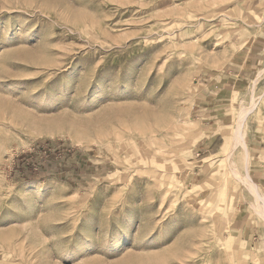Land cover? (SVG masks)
<instances>
[{
  "label": "rangeland",
  "instance_id": "rangeland-1",
  "mask_svg": "<svg viewBox=\"0 0 264 264\" xmlns=\"http://www.w3.org/2000/svg\"><path fill=\"white\" fill-rule=\"evenodd\" d=\"M252 104L264 212V0H0V264H264Z\"/></svg>",
  "mask_w": 264,
  "mask_h": 264
},
{
  "label": "bare ground",
  "instance_id": "bare-ground-1",
  "mask_svg": "<svg viewBox=\"0 0 264 264\" xmlns=\"http://www.w3.org/2000/svg\"><path fill=\"white\" fill-rule=\"evenodd\" d=\"M254 108H255V104H252L247 110H246V112H245V115L243 116V118L242 119H240L239 120V123H238V128H237V131H236V133H235V141L240 145V147H242V148H240V149H242L243 150V156H240L241 158L243 157V165H244V168L246 169V173H245V175L243 176V177H240L239 176V174H237V173H234V171L232 170H230L229 169V167L226 165L225 167H224V169L226 168V170H228V171H230V173H231V175H232V177H234V179H236V181L237 182H239L240 183V185L241 186H244V187H246L247 188V190H248V192L250 193V195L254 198V204H255V209L257 210V212H258V214L261 216V217H264V212L262 211V210H260V209H262V208H259V205H258V203L260 204V202H258L259 201V196H258V193H257V190H256V188H257V186L255 185V184H253L252 182H251V178H250V176H249V174L247 173V171H248V169H249V165H250V156H249V151H248V148L246 147V146H244L242 143H241V136L242 135H240V132H241V127H242V123H243V121L245 120V118H246V116L252 111V110H254ZM244 125V124H243ZM237 145V144H236ZM237 146H235V148H236ZM234 148V149H235ZM239 149V150H240ZM241 153L240 154H242V151H240ZM232 154V153H231ZM239 154V153H238ZM230 157V156H229ZM236 157V156H235ZM129 158V157H128ZM230 159V158H229ZM241 160V159H240ZM126 161V160H125ZM153 160H151L150 162H152ZM227 161V160H226ZM149 162V163H150ZM133 163V162H132ZM129 164V163H128ZM227 164V163H226ZM229 165V164H228ZM237 171V170H236ZM215 177H217V174H214L213 176H212V180L214 179V181H215ZM220 178V177H219ZM218 178V179H219ZM209 183H210V181H209ZM213 183V182H212ZM213 184H215V182L213 183ZM222 184V183H221ZM207 187V186H206ZM222 187V186H221ZM259 189V188H258ZM239 193H240V187H238L237 185L236 186H234V187H232V189L230 190V194H229V196H228V198H229V203H230V206L228 207V209H227V211H229V212H231L233 209H234V204H235V201H236V199H238L237 198V196L239 195ZM208 194V193H207ZM261 196V195H260ZM262 198V197H261ZM210 200H215L214 198H210ZM264 200V199H263ZM263 203V202H262ZM219 204V200L217 201V204L216 205H218ZM220 205V204H219ZM218 205V206H219ZM263 205V204H262ZM261 207V206H260ZM263 207V206H262ZM264 210V209H263ZM222 213L224 212V211H221ZM224 216V215H223ZM226 216V215H225Z\"/></svg>",
  "mask_w": 264,
  "mask_h": 264
},
{
  "label": "crops",
  "instance_id": "crops-1",
  "mask_svg": "<svg viewBox=\"0 0 264 264\" xmlns=\"http://www.w3.org/2000/svg\"><path fill=\"white\" fill-rule=\"evenodd\" d=\"M256 42H257V39H253V40L250 39V41H248V43H246V44L242 47V49H243L245 46H247V47L244 48L243 53L245 52L246 55H248V54H250L253 50H254V51L257 50V45L255 44ZM242 49H241V50H242ZM246 49H247V50H246ZM245 50H246V51H245Z\"/></svg>",
  "mask_w": 264,
  "mask_h": 264
}]
</instances>
